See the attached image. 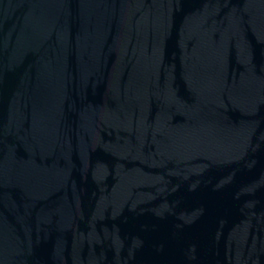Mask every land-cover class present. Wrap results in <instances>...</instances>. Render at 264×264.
<instances>
[{"label":"water","instance_id":"95a60500","mask_svg":"<svg viewBox=\"0 0 264 264\" xmlns=\"http://www.w3.org/2000/svg\"><path fill=\"white\" fill-rule=\"evenodd\" d=\"M0 264H264V0H0Z\"/></svg>","mask_w":264,"mask_h":264}]
</instances>
